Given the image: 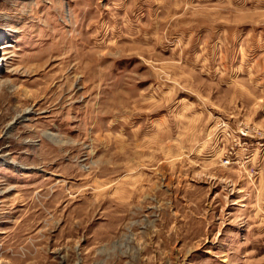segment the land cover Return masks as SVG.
I'll use <instances>...</instances> for the list:
<instances>
[{"label": "rangeland", "instance_id": "374dc122", "mask_svg": "<svg viewBox=\"0 0 264 264\" xmlns=\"http://www.w3.org/2000/svg\"><path fill=\"white\" fill-rule=\"evenodd\" d=\"M0 264H264V0H0Z\"/></svg>", "mask_w": 264, "mask_h": 264}]
</instances>
